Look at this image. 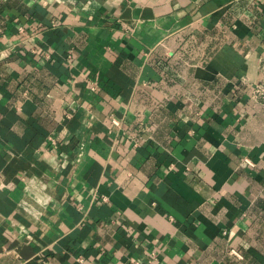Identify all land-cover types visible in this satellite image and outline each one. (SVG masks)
<instances>
[{
    "label": "crops",
    "instance_id": "crops-1",
    "mask_svg": "<svg viewBox=\"0 0 264 264\" xmlns=\"http://www.w3.org/2000/svg\"><path fill=\"white\" fill-rule=\"evenodd\" d=\"M257 85L264 0H0V264H264Z\"/></svg>",
    "mask_w": 264,
    "mask_h": 264
},
{
    "label": "built area",
    "instance_id": "built-area-1",
    "mask_svg": "<svg viewBox=\"0 0 264 264\" xmlns=\"http://www.w3.org/2000/svg\"><path fill=\"white\" fill-rule=\"evenodd\" d=\"M253 95H254L255 99L263 101V103H264V86H262V85L255 86L254 90H253ZM245 162H246V164H248L250 166L253 165V163L249 160H246Z\"/></svg>",
    "mask_w": 264,
    "mask_h": 264
}]
</instances>
